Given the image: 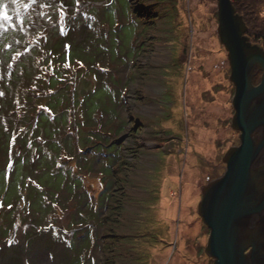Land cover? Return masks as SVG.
Wrapping results in <instances>:
<instances>
[{
	"label": "rangeland",
	"instance_id": "obj_1",
	"mask_svg": "<svg viewBox=\"0 0 264 264\" xmlns=\"http://www.w3.org/2000/svg\"><path fill=\"white\" fill-rule=\"evenodd\" d=\"M230 2L264 50V0ZM0 4V264H213L242 134L219 0Z\"/></svg>",
	"mask_w": 264,
	"mask_h": 264
},
{
	"label": "water",
	"instance_id": "obj_2",
	"mask_svg": "<svg viewBox=\"0 0 264 264\" xmlns=\"http://www.w3.org/2000/svg\"><path fill=\"white\" fill-rule=\"evenodd\" d=\"M219 9L220 35L231 52L237 85L234 126L242 131V143L225 157L224 176L204 188L200 214L210 229L206 253L213 264H264V183L259 182L264 173L256 172L264 153V76L257 87L253 84L255 58L264 72V50H249L246 25L230 0H219ZM256 104L263 108L254 114ZM253 219L256 225H246Z\"/></svg>",
	"mask_w": 264,
	"mask_h": 264
},
{
	"label": "bare ground",
	"instance_id": "obj_3",
	"mask_svg": "<svg viewBox=\"0 0 264 264\" xmlns=\"http://www.w3.org/2000/svg\"><path fill=\"white\" fill-rule=\"evenodd\" d=\"M235 16H237L238 14L236 13V11H235ZM238 16H240V17H242L241 15H238ZM242 19H243V17H242ZM243 21H244V19H243ZM244 23H245V21H244ZM219 32H220V30H219ZM243 36L244 37H246V38H250L249 36H247L245 33H243ZM219 37H220V40L222 39V37H221V35H219ZM248 43H250L251 44V46L249 47V50H253L254 48H256V47H259V45L257 44V45H255L254 43H252V41L251 40H249L248 39ZM251 48V49H250ZM260 48V47H259ZM263 48V47H262ZM264 59V58H263ZM254 63H253V67L255 66V72H256V74L254 75V77L259 73V72H262V75H261V80H260V82L262 81V78H263V76H264V72H263V70H262V68H261V66L257 63L258 62V59H254ZM254 79V78H253ZM260 82H259V84H260ZM253 84L257 87L259 84H255L254 82H253ZM235 98H236V96H235ZM235 98L233 99V103L235 104ZM253 102L254 103H256L257 101H256V99H255V101L253 100ZM252 103V102H251ZM250 104V103H249ZM256 106V110H255V113L254 114H256V113H259V111L260 110H262V108H263V105L262 106H259L258 107V104H256L255 105ZM259 108V109H258ZM253 110V109H252ZM237 114V113H236ZM257 136H256V139L257 140H259V138L261 137L260 136V132H258L257 134H256ZM242 143V142H241ZM240 146V145H239ZM239 146H236V147H232L229 151H228V153L232 150V149H235V148H237V147H239ZM227 153V154H228ZM227 154H226V156H227ZM256 169H258L256 172H257V174H260V175H262V173H264V153L262 154V156L260 157V159H259V161H257L256 162ZM220 179V178H219ZM216 181V180H215ZM214 182V181H213ZM261 184L262 183H264V180L262 181V180H260L259 181ZM211 184V183H210ZM209 184V185H210ZM255 219H253V220H251L252 222L250 223V222H247L246 223V225H256L255 224V222L256 221H254Z\"/></svg>",
	"mask_w": 264,
	"mask_h": 264
},
{
	"label": "snow or ice",
	"instance_id": "obj_4",
	"mask_svg": "<svg viewBox=\"0 0 264 264\" xmlns=\"http://www.w3.org/2000/svg\"><path fill=\"white\" fill-rule=\"evenodd\" d=\"M15 2V0H13ZM34 2V0H33ZM7 4H0V17H3L4 20H9L11 17L7 14ZM24 7H27V5H24ZM65 67H68V65H65Z\"/></svg>",
	"mask_w": 264,
	"mask_h": 264
},
{
	"label": "crops",
	"instance_id": "obj_5",
	"mask_svg": "<svg viewBox=\"0 0 264 264\" xmlns=\"http://www.w3.org/2000/svg\"><path fill=\"white\" fill-rule=\"evenodd\" d=\"M155 234H158V232H156ZM123 236H124V234H120V238H119V239L122 240V239L124 238ZM160 237H161V236H159V237H155V238H158V239H159ZM114 238H115V240H116V239L118 238V236H117V235H114ZM160 241H161V240H160ZM152 261H153V259L151 258V260H150L151 263H150V264H152Z\"/></svg>",
	"mask_w": 264,
	"mask_h": 264
},
{
	"label": "trees",
	"instance_id": "obj_6",
	"mask_svg": "<svg viewBox=\"0 0 264 264\" xmlns=\"http://www.w3.org/2000/svg\"><path fill=\"white\" fill-rule=\"evenodd\" d=\"M236 5V7H237V4H235ZM257 84V83H256Z\"/></svg>",
	"mask_w": 264,
	"mask_h": 264
}]
</instances>
